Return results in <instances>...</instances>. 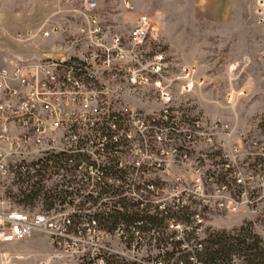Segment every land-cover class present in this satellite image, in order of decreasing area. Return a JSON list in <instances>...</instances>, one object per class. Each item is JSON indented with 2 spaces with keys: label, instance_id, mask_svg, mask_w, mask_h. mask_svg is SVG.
<instances>
[{
  "label": "built area",
  "instance_id": "obj_1",
  "mask_svg": "<svg viewBox=\"0 0 264 264\" xmlns=\"http://www.w3.org/2000/svg\"><path fill=\"white\" fill-rule=\"evenodd\" d=\"M72 4L14 36L48 48L0 64V264L34 233L51 259L203 264L213 216L264 221V140L199 111L210 81L151 48L149 16L115 25L95 0ZM257 15L264 25V0ZM12 196L41 207L15 210Z\"/></svg>",
  "mask_w": 264,
  "mask_h": 264
},
{
  "label": "rangeland",
  "instance_id": "obj_2",
  "mask_svg": "<svg viewBox=\"0 0 264 264\" xmlns=\"http://www.w3.org/2000/svg\"><path fill=\"white\" fill-rule=\"evenodd\" d=\"M59 0H0V64L12 56H33L37 49L48 48L51 41L17 43L16 32L36 27L57 11ZM86 0H73L72 8H82ZM99 15L115 25H132L145 14L152 22L149 43L153 50L164 51L180 65H196L210 81L199 111L218 117L234 130L264 140V25L258 21V0H95ZM129 1L132 11L124 8ZM205 3V4H202ZM203 6V7H202ZM242 91L231 105L225 101L230 91ZM15 210L32 211L42 200L22 202L9 199ZM21 201V202H20ZM20 202V203H19ZM241 226L251 229L264 241V221L247 226L237 216H213L207 232H231ZM104 242L121 251L122 244ZM125 252V251H123ZM131 256H142L130 251ZM48 238L40 233L16 243L6 244L3 264H84L82 253L69 259H51Z\"/></svg>",
  "mask_w": 264,
  "mask_h": 264
},
{
  "label": "trees",
  "instance_id": "obj_3",
  "mask_svg": "<svg viewBox=\"0 0 264 264\" xmlns=\"http://www.w3.org/2000/svg\"><path fill=\"white\" fill-rule=\"evenodd\" d=\"M21 201H32L33 205L32 198H23ZM47 202L45 200L44 204L46 205ZM232 257L237 258L239 264H264V241L246 226L231 232L209 233L205 248L200 254L201 262L223 264L230 262ZM164 264H170V261H165Z\"/></svg>",
  "mask_w": 264,
  "mask_h": 264
},
{
  "label": "crops",
  "instance_id": "obj_4",
  "mask_svg": "<svg viewBox=\"0 0 264 264\" xmlns=\"http://www.w3.org/2000/svg\"><path fill=\"white\" fill-rule=\"evenodd\" d=\"M202 4H205V3L202 2ZM202 7H203V6H202Z\"/></svg>",
  "mask_w": 264,
  "mask_h": 264
}]
</instances>
